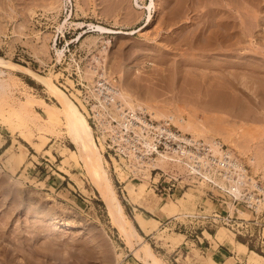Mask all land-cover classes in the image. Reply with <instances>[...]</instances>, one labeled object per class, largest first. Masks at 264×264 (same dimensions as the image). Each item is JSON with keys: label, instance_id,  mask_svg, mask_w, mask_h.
<instances>
[{"label": "rangeland", "instance_id": "374dc122", "mask_svg": "<svg viewBox=\"0 0 264 264\" xmlns=\"http://www.w3.org/2000/svg\"><path fill=\"white\" fill-rule=\"evenodd\" d=\"M65 1L0 0V55L51 80L66 91L79 108L82 102L76 86L78 75L88 85L96 81V73L92 74L93 82L81 76L87 65L98 72L102 70L101 74L106 68L119 83L125 75V81L129 78L130 101L140 102L146 108L151 106L147 109L154 112L152 115L156 119L165 115L156 117L155 111L173 115L176 120L174 123L169 121L197 139H220L264 188V112H257L258 103L252 97V91L242 82L241 88L250 93V102L254 100V105L249 103L246 95L238 92V97L243 99H240L242 107L238 112L232 115L209 113L203 106L204 96L197 92L201 86L191 82V69L197 68L199 61L208 64L218 59L214 50L202 48L212 41L208 31L211 17L217 13L213 5L215 0L195 4L198 10L189 11L191 17L187 20L183 14L182 19L176 15L178 5H182L179 0H138L142 9L134 5V0ZM256 1L251 0L245 5L255 9ZM187 3L183 4L182 10L189 6ZM262 8L257 14L261 18L258 19L260 25L254 28L255 36H244V45L239 51L242 56L239 60L252 64L242 70L245 80L256 74L264 80ZM241 11H244L241 19L246 20L242 29L247 31L244 27L249 26L251 17L245 16V10ZM64 22L61 36L57 27ZM138 27H142L140 32H117H129ZM62 49L67 50L65 55ZM56 50L59 51L56 53ZM257 63L261 66L257 67ZM8 71L0 72V77L6 79L0 98L3 103L0 105V252L5 255L8 248L9 253L14 250L7 254L18 264H113L118 252L121 256L129 254L123 260L127 264H144L133 257L123 232L112 223L103 197L77 159L76 147L69 140L65 122L55 109L58 101L30 75L29 78L19 71H11L10 75ZM149 90L153 92L151 97L147 96ZM191 90L196 93L189 95ZM24 104L25 108L22 107ZM9 106L20 109L21 114L7 112ZM253 106L255 112H252ZM247 108L251 110L247 112L255 116L259 113L256 117L253 115L256 119L249 116ZM178 118L193 125L187 131L183 130L179 128ZM107 152L101 151L103 164L131 219L128 220L129 233L133 238L135 232L139 233L134 221H138L140 215L135 212L142 211L145 216L155 219L151 231L139 228L143 235L139 234L163 261L172 264L173 257L179 255L182 264H217L206 247H220L223 254L234 256L227 258L226 264H254V259L264 264V211L256 219L259 224L248 229L251 236L234 235L222 221L226 214L225 204L218 201L222 198L207 193L202 182L192 178L183 180L185 172L181 167L184 165L178 166L170 160L156 161V165L145 163V167H134L136 171L132 174L125 168L128 160L122 161L116 156L114 161L109 158L113 153L108 155ZM254 155L260 160L259 165L249 162ZM143 169L151 170L148 177ZM170 175L176 182L172 180L175 185L167 191L166 181ZM123 177L125 181H121ZM133 195L143 205L135 203ZM239 210L238 215L252 219L247 210ZM214 212L221 215L217 223L212 221ZM51 221L63 223L62 229L52 228ZM220 243H225L227 248ZM234 245L238 258L229 253ZM3 256L0 255V259Z\"/></svg>", "mask_w": 264, "mask_h": 264}, {"label": "bare ground", "instance_id": "6f19581e", "mask_svg": "<svg viewBox=\"0 0 264 264\" xmlns=\"http://www.w3.org/2000/svg\"><path fill=\"white\" fill-rule=\"evenodd\" d=\"M62 1L66 2L65 0H61V2ZM179 1H181L182 5H178L179 7L176 5L178 7L176 10L177 11L176 15L178 14V16H181V19H182L183 15L185 16V19L186 18L189 19L191 16L189 15L190 13H188V12L197 8V6H195V4H198V3L203 2L205 0H187V1H189V3L185 2L186 0H183V1L179 0ZM215 1L216 2H213V5L215 4L214 7H216V10L214 8L213 9L217 13H215V16L211 17V21H210L211 22V26H210L211 29L209 30V28H208L209 31L207 30L209 32V36L211 35V37H212L211 38L212 41L210 40L209 42H206L207 44L205 43V45H203L204 47H202V48L205 51L207 49L209 51L214 50L215 53H217V55H218V59H217V62L216 61L214 62L213 60H211L214 63L210 61L208 64L204 63V62L201 63L199 61L196 64L197 68L191 69V70H193V73L191 75L192 76L191 82L194 84H199L201 86L200 90L197 92L200 94V96H202V97L204 96V99H203L204 105L203 106L206 108L207 112H209V113H213V112H217V113H221V114H223V113L229 114L230 113L232 115V113L238 112V110H240V108L242 107L241 106L242 105L241 100H243V99H241V97H238L239 96L238 92L243 94V95H246L247 98H249L248 99L249 103H253V105L255 104L254 100L257 99L258 104H256V105H258L257 107L259 109L257 112H259V113L264 112V100H263L264 99V80L258 78V74L252 75V76H250V78L247 77V80H245V77L242 75V70L244 68H246V66H248V65L252 66V64H250L251 62L248 63L246 61L242 62L239 60L242 57L241 54L239 53V51L242 48V46L244 45V44L242 45L244 36L254 37L255 36L254 33H256L254 28L256 29V27L260 25V23L258 22V19H260L261 17L259 18L257 14L261 9H263L262 7H264V4H261V3H263L264 0L256 1L254 3L255 9L252 8V6H250V8H248L245 5L247 3H250L251 0H215ZM207 2H205L206 5H207ZM210 2L212 3V1H210ZM181 3H179V4H181ZM185 3L189 4V6L186 5L185 9L182 10V6H184ZM190 3H193V4H190ZM153 4L155 5V2H153ZM134 5H136V7L139 9L143 8V6L139 4L138 0H134ZM213 5H210V6H213ZM241 9L245 10L247 12V13H245L247 15H245V14H243V15L251 17V19H250L251 21L249 20V26L244 27L247 29V31H243V29H242L243 28L242 26L245 25L246 20L244 21L243 19H241L242 18V12H244V11H241ZM208 11L210 12V9H208ZM203 13H204V11H203ZM193 14L194 13H192V15ZM205 15H207V14H205ZM177 19H175V20H177ZM170 23H171V21H170ZM64 26H65V22L63 24H60L57 28H58V30H60L62 32ZM89 26L94 27L92 24H89ZM198 26H200V25H198ZM238 28H239V30H238ZM141 29H142V27H138V28H134L133 30H130L129 32L128 31H121V30L117 31V32L122 33V34H129V33H134V32H140ZM241 30H242V32H241ZM181 35H182V33H181ZM208 38H207V40H208ZM262 38L264 39V37H262ZM257 39H260V38H257ZM185 41L187 42V40H185ZM193 43H196V42H193ZM193 43H192V45H194ZM251 45L253 46V44H251ZM193 49H196V48H193ZM58 51L59 50H56V53ZM262 51H264V50H261V52ZM202 56H203V54L201 55V57ZM261 60L264 63V59H261ZM259 65L261 66V63H259V64L257 63L256 66L258 67ZM6 69L9 70L7 73H9L10 75H11V71L24 72V73L30 75L33 79L40 82L45 87V89H47L48 93L58 101L59 105H55V109L57 110V112L60 113V115H61L60 119L63 122H65L66 134H67L69 140L76 147L77 159L79 160V162L81 161V163L84 165L86 172L89 175V177L93 183V186H95V188L98 190L100 195L103 197L105 204H106L108 215L110 216L112 223L115 226H117L123 232L125 239H126V244L128 245L129 250L131 251L133 257H135L138 261H140L144 264H169L168 262L163 261L161 259V257H159L154 252L151 245L147 241L142 240V235H140L138 232H135L134 238H133L131 236V234L129 233V228H128L129 221H128L127 217L125 216V214L123 213L122 205H121V203H120V201H119V199H118V197L114 191L111 180L109 179L107 171L104 167L101 151L99 150V147H98L95 139H93V136H92L93 131H92V128L89 125V123L85 117V113H84L85 108H83L84 106H82L83 103L80 106V108L82 109L81 110L79 108V106H77V104L73 101V99L70 98V96L68 94L66 95L63 92V90L58 85L54 84L51 80L47 79L43 75L29 69L28 67H26L24 65L14 63L13 61L8 60L5 57L0 55V72L6 71ZM177 69L179 70L180 67H177ZM96 71L97 70L95 67H91V66L87 65L85 67V72L81 76L83 78L89 79L90 82H93L94 78L92 77V74H95ZM248 71H250V69ZM109 72L106 68H104V72L101 74V76H110L111 74ZM249 74H250V72H249ZM124 76L122 77L124 79V80L122 79L123 80L121 82L122 84L119 83L120 84L119 91H117L116 93H117V96L121 100H123L125 102H131L129 100L131 98V93H129V91H130L129 85L130 84L127 83L129 78L127 81H125L127 77L124 78ZM95 82L92 84L89 83V86L94 85ZM242 82L245 83V88L250 89L252 91V94L254 95L252 97L255 98L254 100L252 99L253 100L252 102H250L251 101L250 93L245 91L243 89V87L241 88ZM247 82L249 84H247ZM5 87H6V79L0 77V98H2V94H3L2 90ZM194 93H196L195 90H191V92H188L189 95H193ZM152 95H153V92L151 90H149L147 92V96L151 97ZM29 99H30V96L27 97V101ZM245 101H246V99H245ZM0 105H3V103L0 102ZM249 105L250 104H248V107H250ZM97 106H99V105H93V108H95L97 110L96 112H98V113H100V115H102L101 108H98ZM22 107L25 108L26 105L24 104ZM147 108H151V106L149 107L147 105ZM254 110L255 109L253 106L252 112L256 111V110L255 111ZM247 111H251V110H248V108H247L246 112ZM7 112L15 113L18 115L21 114L20 109L12 108L10 106L8 107ZM152 113H154V112H151V114ZM247 113L250 114L249 116H252V117L254 115V113L253 114H251L249 112H247ZM259 113H257L256 116ZM238 114L239 113H237L236 115H238ZM260 114H263V113H260ZM155 115H156V117L160 116V115L161 116L165 115L164 117H166L168 120L172 121L173 123L176 120V119H174L173 115L164 114V113H161L160 111H155ZM261 117H263V116H261ZM258 118H260V117H257V119ZM223 119H224V117H223ZM252 119H256V118L253 117ZM177 121L180 122V126L178 123L179 128L181 127V128H183V130L185 129L186 131L193 125L192 122L184 121L181 118L180 119L178 118ZM108 127L110 128V130H114L116 125L114 126V125L110 124V125H108ZM183 136H182V138H184ZM191 136L193 139H197V137H194L193 135H191ZM224 137H226V136H224ZM201 138H203V137H201ZM208 139L210 140V142L212 144L214 143L213 141H216V142L218 141V140H216V138H213V137L212 138H205L204 140H208ZM218 142H220V141H218ZM232 143H234V142H232ZM216 145H218V144H216ZM215 149H216V151L220 152V149L218 148V146H216ZM228 149H230V148H228ZM227 152L230 155L232 154V151L227 150ZM107 153L109 155L110 152H107ZM188 153L190 154V152H188ZM129 154H130L131 159H130V163L128 164V169L130 171H132V172L136 171L135 168H138L140 165H143V167H145L144 164L147 162L144 159H142L139 155L131 152V150H130ZM109 158L113 159L115 161V158L112 154L109 155ZM168 159H169V157L167 154H161L160 156H158L155 159V161L153 162L154 164L153 163H150V164L156 165V163H155L156 161H158L160 163L161 161L168 160ZM227 161L235 167L234 173H235L237 178L235 180H233L234 183H232L231 188H230L235 194L240 192L239 185H240L242 179H244V180L248 179L253 185L255 184L254 179L252 177H248L246 175V173L244 172V169L242 168L239 161H237L236 159H234L233 162H231L229 159H227ZM259 161L255 155L249 158V162H251V164L257 163ZM176 162H173V163L177 164L178 166L184 165L181 167V168H183V170L185 172V174L182 176L184 178L183 180H188V178L194 179L193 176H191V175L188 176V174H189L188 170L190 168L187 164L180 162V161H176ZM190 167L193 170L192 173L198 171L197 166L195 167L194 165H192ZM254 169H255V167H254ZM143 171H144L145 177H148L149 176L148 169H143ZM207 178H210V176H208ZM124 179H125V177H123L121 179V181H124ZM252 179H253V181H252ZM194 180H196V179H194ZM198 182H202L203 184H205L204 180H201V181L199 180ZM257 189L262 190L264 193V189L262 188V186H258ZM132 197H133V201L135 203H142L140 201V199L137 198L136 196L133 195ZM262 201H264V200H262ZM243 213H245V212H243ZM154 223H156L155 219L149 218L145 215H143L142 217H140L138 219V224H139L140 228L145 232L151 231L154 228ZM50 225L54 229H62L61 225H63V223H57L55 221H51ZM135 240L137 242H135ZM12 249H14V247ZM4 250H5V248H4ZM7 250H5L6 251L5 255L7 253H9V252H7ZM12 252H15V251L12 250ZM12 252L10 251L9 254H12ZM2 253L0 252L1 256L4 255V252H2ZM9 254H7L6 257L4 255L2 257L3 259H0V264H8V263L9 264H18L16 262H14L13 257L12 258L9 257ZM258 256L263 259V257L261 255H258ZM10 261L12 263H10ZM119 261L123 262V256H121V253L118 252V253H115V261L113 264H117ZM28 263L31 264L30 262H28Z\"/></svg>", "mask_w": 264, "mask_h": 264}, {"label": "built area", "instance_id": "2783aa9c", "mask_svg": "<svg viewBox=\"0 0 264 264\" xmlns=\"http://www.w3.org/2000/svg\"><path fill=\"white\" fill-rule=\"evenodd\" d=\"M61 36H63L62 32ZM62 50L65 55L67 50ZM101 72L102 70L99 72L97 70L96 82L92 86H89L87 81L79 79L78 73L76 79V86L80 90L79 97L87 109L84 110L85 116L92 127L96 143L101 151H109L115 158L119 157V160H128V164L131 159L130 150L147 163H153L161 154H167L168 160L171 162L180 161L187 164L190 168L188 176H193L197 182L204 180L206 192L211 195H219L222 198L218 201H221V205L225 204L226 208V214L222 216L223 224L233 230L234 235L237 233L251 236L248 229L251 225L259 224L256 219L264 211V201H262L264 193L257 189L261 185L254 178L255 176L249 174L240 158L220 139H216L220 142L213 141V144L209 139H193L190 133H183L166 117L154 118L144 104L135 102L133 99H131L132 102L121 100L116 93L120 88L118 78L114 75L101 76ZM93 105H99L97 107L101 108L102 115L93 109ZM110 124L116 125L114 130H110L108 127ZM216 146L220 152L216 151ZM227 150L232 151V154L230 155ZM227 159L231 162L234 159L239 161L246 175L254 178L255 186L248 179H242L239 185L240 192L235 194L230 189L234 183L233 180L237 178L234 173L235 167ZM128 164L125 168L130 171ZM192 165L197 166L198 171L192 173L193 170L190 167ZM130 172L132 173V171ZM149 172L151 173L150 169ZM208 176L210 178H207ZM172 180L174 183L176 182V178L170 175L166 181L169 186L167 191L175 185L171 182ZM215 200L217 201V198ZM237 205H240V208ZM241 208L247 210L252 219L238 215ZM211 217L212 221L217 223L221 215L219 212H214ZM128 255L125 254L123 260ZM123 263L127 264L122 261L117 264Z\"/></svg>", "mask_w": 264, "mask_h": 264}, {"label": "crops", "instance_id": "0c3cea01", "mask_svg": "<svg viewBox=\"0 0 264 264\" xmlns=\"http://www.w3.org/2000/svg\"><path fill=\"white\" fill-rule=\"evenodd\" d=\"M39 99H43L42 97H40L39 96ZM45 104H48V103H45ZM47 152H48V150H46ZM124 181H125V179H124ZM141 201V200H140ZM142 202V201H141ZM137 204H139V205H143V203H137ZM132 207V206H131ZM133 209H137L136 207H132ZM139 214L140 215V217H142L143 215H146V214H144L142 211H137V212H135V214ZM135 214H134V216H135ZM133 216V218H134V220H135V218L136 217H134ZM136 221V220H135ZM136 223L138 224V221H136ZM138 226H139V224H138ZM139 228H140V226H139ZM141 229V228H140ZM209 234V233H208ZM210 235V234H209ZM143 237V236H142ZM249 237V236H248ZM217 238L219 239V237L217 236ZM206 240V242L207 243H209V245H211L210 244V241H208V239H205ZM220 240H222V238H220ZM220 242V241H219ZM221 244V246H225L224 244L225 243H220ZM242 244V243H241ZM239 245V242H238V244L236 245V247ZM245 246L247 245V242L244 244ZM225 248H227L226 246H225ZM206 249H209L210 251H211V258L213 259V261L215 262V263H217V264H226V262H227V258H234V256L231 254V255H229L228 254V256L227 255H225V254H223L222 253V251H221V248L220 247H218V248H207L206 247ZM234 249H235V245H234V247H233V249L231 250V251H229V253L231 252V253H233V254H235V257L236 258H238V254L239 253H237V252H235L234 251ZM246 249H247V246H246ZM230 250V249H229ZM243 252V251H242ZM179 255L178 256H175V257H173V260H171V262H173V263H175V264H182V262L181 261H179ZM263 257V256H262ZM235 258V259H236ZM183 260V259H182ZM167 261V260H166ZM254 264H260V262L258 261V260H256V259H254Z\"/></svg>", "mask_w": 264, "mask_h": 264}, {"label": "trees", "instance_id": "16d2710c", "mask_svg": "<svg viewBox=\"0 0 264 264\" xmlns=\"http://www.w3.org/2000/svg\"><path fill=\"white\" fill-rule=\"evenodd\" d=\"M120 201V200H119ZM121 203V202H120ZM121 205H122V203H121ZM122 210H123V213L125 214V216L127 217V219L130 221L131 219L127 216V214L125 213V211H124V208H123V205H122ZM136 221H134V224H135V226H136V228L138 229V231H139V233H141L142 235H143V233H142V231L139 229V226H137L138 224L137 223H135ZM133 224V223H132ZM134 224H133V226H134ZM140 234V235H141ZM159 256V255H158ZM160 257V256H159ZM172 264H175V263H173L172 262Z\"/></svg>", "mask_w": 264, "mask_h": 264}, {"label": "water", "instance_id": "95a60500", "mask_svg": "<svg viewBox=\"0 0 264 264\" xmlns=\"http://www.w3.org/2000/svg\"><path fill=\"white\" fill-rule=\"evenodd\" d=\"M14 63H18V62H15V61H13ZM18 64H20V65H22L21 63H18ZM23 74H25V73H23ZM27 77H29L30 78V76L29 75H27V74H25ZM61 88V87H60ZM62 89V88H61ZM63 90V89H62ZM63 92L67 95V92L66 91H64L63 90ZM69 98V97H68ZM92 136H93V139H94V135H93V133H92ZM96 189V188H95ZM96 191L98 192V190L96 189ZM99 193V192H98Z\"/></svg>", "mask_w": 264, "mask_h": 264}]
</instances>
